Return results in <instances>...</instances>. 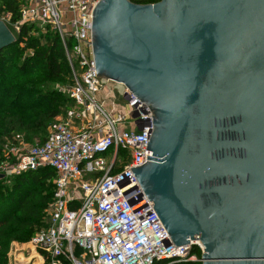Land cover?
<instances>
[{
    "label": "water",
    "instance_id": "95a60500",
    "mask_svg": "<svg viewBox=\"0 0 264 264\" xmlns=\"http://www.w3.org/2000/svg\"><path fill=\"white\" fill-rule=\"evenodd\" d=\"M14 41L0 20V50ZM92 46L96 75L151 111L131 171L172 243L264 264V0H101Z\"/></svg>",
    "mask_w": 264,
    "mask_h": 264
},
{
    "label": "built area",
    "instance_id": "2783aa9c",
    "mask_svg": "<svg viewBox=\"0 0 264 264\" xmlns=\"http://www.w3.org/2000/svg\"><path fill=\"white\" fill-rule=\"evenodd\" d=\"M100 1L25 0L20 6V24H34L42 31L48 26L59 35L72 87L67 91V117L42 143L3 148L0 178L45 167L55 173L43 224L21 244L28 246L26 257L14 264H34L37 259L41 264L201 262L192 252L197 247L202 256L199 242L172 243L131 171L150 155V109L126 88L127 119L112 116L97 100L110 82L103 84L96 75L93 57L92 19Z\"/></svg>",
    "mask_w": 264,
    "mask_h": 264
},
{
    "label": "trees",
    "instance_id": "16d2710c",
    "mask_svg": "<svg viewBox=\"0 0 264 264\" xmlns=\"http://www.w3.org/2000/svg\"><path fill=\"white\" fill-rule=\"evenodd\" d=\"M24 1L0 0V18L9 15L11 23H19ZM130 1L144 5L160 0ZM13 36L15 41L0 50V166L4 162V139H10L15 128L44 131L46 123L59 116L62 106L71 103L60 91L72 79L57 32L48 26L42 31L34 24L24 23ZM54 178V171L48 167L13 176L10 187L0 178V264H8L12 243H28L42 226L52 200ZM192 252L201 258L197 247Z\"/></svg>",
    "mask_w": 264,
    "mask_h": 264
},
{
    "label": "rangeland",
    "instance_id": "374dc122",
    "mask_svg": "<svg viewBox=\"0 0 264 264\" xmlns=\"http://www.w3.org/2000/svg\"><path fill=\"white\" fill-rule=\"evenodd\" d=\"M136 1V0H134ZM0 20H2V22L5 24V26L9 29V31L13 34L16 35L17 32H19V29L21 27L20 23L17 24H13L10 21V16L9 15H4L3 17L0 18ZM101 79V82L103 84L106 83V79ZM72 87V82L69 81V83L62 87V94L67 98H68V93L67 91H69ZM71 103L66 102L62 108H61V113L59 114L58 117L52 119L50 122H47L44 128V131H39V132H27V131H19L17 128H15L16 130L11 134L10 139L5 140L4 139V146L13 144V145H17L21 148L23 147H29V146H34L36 144H38L41 141V138L43 136H46L48 134V132H50V130L55 126V124L59 121V120H63L65 119L66 116V111L70 108ZM128 118V117H127ZM126 118V119H127ZM124 163H126V160L124 161ZM2 179L5 180L4 184L6 186H11V181L13 178V175H6L1 177ZM10 250L12 249V254L10 256L7 257V261L8 264H14L15 261L17 262L18 260H24L26 257V250L28 248V246H22L21 244H16V243H12L10 246Z\"/></svg>",
    "mask_w": 264,
    "mask_h": 264
},
{
    "label": "crops",
    "instance_id": "0c3cea01",
    "mask_svg": "<svg viewBox=\"0 0 264 264\" xmlns=\"http://www.w3.org/2000/svg\"><path fill=\"white\" fill-rule=\"evenodd\" d=\"M105 85L106 88L100 91L97 95L98 102L102 105L105 111L109 112L112 116L120 115L127 118L129 110L126 107L124 87L112 81ZM35 261H38V264H41L39 259Z\"/></svg>",
    "mask_w": 264,
    "mask_h": 264
},
{
    "label": "bare ground",
    "instance_id": "6f19581e",
    "mask_svg": "<svg viewBox=\"0 0 264 264\" xmlns=\"http://www.w3.org/2000/svg\"><path fill=\"white\" fill-rule=\"evenodd\" d=\"M200 244V243H199ZM33 257L32 258H37L34 254L32 255ZM40 260V259H39Z\"/></svg>",
    "mask_w": 264,
    "mask_h": 264
}]
</instances>
